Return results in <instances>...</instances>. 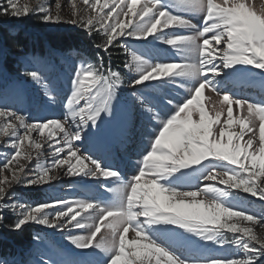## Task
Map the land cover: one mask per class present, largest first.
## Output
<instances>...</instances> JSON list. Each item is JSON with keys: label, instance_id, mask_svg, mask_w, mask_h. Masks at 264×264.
I'll return each instance as SVG.
<instances>
[{"label": "snow or ice", "instance_id": "1", "mask_svg": "<svg viewBox=\"0 0 264 264\" xmlns=\"http://www.w3.org/2000/svg\"><path fill=\"white\" fill-rule=\"evenodd\" d=\"M30 15L45 24L77 25L103 39L93 44L97 62L79 59L67 70L63 119H30L0 106V138L6 141L0 152V212L13 213L10 227L35 223L67 233L70 244L98 256L92 264H260L264 232L257 228L264 230V215L230 201L238 195L233 190L264 201V100L241 98L225 83L242 80L248 66L264 76V11L258 14L249 0H0V17ZM128 40L170 46L179 60H153ZM116 47L129 57L123 68L134 73L130 79L113 69L110 55L107 64L99 55ZM22 75L56 102L57 89L40 68L26 67ZM152 84L174 85L186 96L182 102L161 99L171 106L162 115L150 95L131 92L148 122V136L135 174L125 179L79 144L89 132L105 140L101 125L113 119L121 89ZM206 90L219 97V110L206 107ZM125 127L121 121L115 134L123 136ZM61 175L108 181L112 187H101L112 197L33 204L12 191L17 185H48ZM72 229L87 234L74 235ZM209 244L241 255H204Z\"/></svg>", "mask_w": 264, "mask_h": 264}, {"label": "rangeland", "instance_id": "2", "mask_svg": "<svg viewBox=\"0 0 264 264\" xmlns=\"http://www.w3.org/2000/svg\"><path fill=\"white\" fill-rule=\"evenodd\" d=\"M21 2H23V0H21ZM249 2L251 3V6L254 8V10L258 14L260 12L264 11V0H249ZM66 5H67V9H69V10H67V9L65 10V8H66L65 7L63 10V15H64L65 19H68L71 8H70V5L68 3ZM105 11H107V9ZM0 19H5L2 23V25L0 24V38H2L4 40V45H8L7 40L14 43V45L11 46V49H15V48L19 47V45L17 44V42L19 40L14 38V37H11V34L15 35L16 31L22 27L24 29L30 28L32 30V32L35 34V36L37 35L36 43H38L40 46H41L42 41H41V38L38 36H39V34H42V38H43V36L45 37V41H47L49 47H50V45L57 47L54 43H52L53 41L50 40V36L55 34V32H57V33H59V32H68V33L73 32V33H75L76 32V33H79L81 35H85L87 38H91L93 40V44L100 42L103 39V36L100 33L89 36L85 31L81 30L79 28V26L72 25L70 23H58V24L42 23L36 15H30V16H27V17L22 18V19H15V18H9V17H0ZM193 22L199 23L200 18L194 17ZM150 40H151V38H150ZM152 42H156V41H152ZM127 43H128L130 48H135V46L139 44V42H137L135 40H128ZM1 46L2 45H0L1 51L2 52L6 51V49L2 48ZM166 47L169 48L170 50H172L176 54L175 50L172 49L170 46H166ZM64 51L61 55H56V56H54V54H51V52H49L47 54V56L49 57V59L47 58V61L52 60V65H51L52 67L59 68V69H66V70H68L71 67L72 64H68V66H67L66 63H64L65 54H66ZM97 54H98V50L93 47L91 54L89 52H86L85 60L95 63V62H97V60H96ZM99 55L104 56L105 64H107L109 62V55H110L111 56V64H112L113 69L121 71L122 75H124L126 80L130 79L131 76L133 77L134 73L123 68L124 61H126L129 57L126 53H124V50L122 48L116 47V48L111 49L110 54L101 52V53H99ZM45 59H46L45 57L42 58L41 63L43 64L44 68L47 69L46 64H48V62H45ZM178 60H179V57L177 56V61ZM163 61L164 62H174V61L168 60V59H164ZM248 68H249V74L246 75L245 77H243L242 80L236 79V81L253 82L259 86L264 87V76H261L260 70L251 68V66H248ZM23 71L24 70L22 69L21 73ZM167 85H168L167 88H169L171 91V95L166 97V99L171 98L174 100V102H180V101H182V97L186 96V92L184 89H178L177 87H175L174 85H171V84H167ZM130 93H131L130 89L126 86L125 88L120 90L119 95L115 101L114 117L112 119V120H114V123L111 127V131L113 132L114 135H116L115 130L117 128V125L121 122V119L125 115L126 111H128L125 104L130 103V100L132 99V96ZM204 102L210 108L211 111L213 109L219 110L221 107V105L219 103V97L216 96L215 93L209 92L207 90L205 91ZM170 110H171V106H166V109L161 111V114L162 115H164L166 113L170 114ZM222 119H223V117H222ZM112 120L106 121V122H112ZM193 183H198V181H193ZM72 186L77 187L76 185H72ZM112 186L113 185L110 183L109 187H112ZM244 194L247 195L248 193H244ZM238 195H240V194L238 193ZM111 197H112V194L110 192H108L107 196H103V197L102 196L101 197L95 196L92 200H97V199L98 200H108V199H111ZM56 199H60V198L57 197ZM245 203H247L246 198H245ZM6 216H9V215H6ZM10 217H12L15 220V216H10ZM10 217H5L6 219H4V221H0V244H3L6 247V249H7L6 252H12L13 250H12V245L7 243L4 239L11 237V235H13V234L18 235V237L16 239H13V241H14L13 243L15 244L16 240L18 239L17 240V241H19L18 244H21L19 250L18 251L15 250L14 255H16L18 253H19V255H22L23 251H25V250H23L21 247H23L25 249L27 244H29L28 242L30 240H32V243L29 247L30 249L26 252V254L29 255L30 253H32L31 250L33 247L36 250H38V246L34 245V243H36L37 240L33 239V237L36 236V234L32 229H36V230H39L40 232H42L41 237L43 239H45L46 241H51L54 239L53 236L51 235V233H49V234L45 233V230H44L45 227L40 226V225L26 226L28 228L23 232L20 231L19 234L11 231L13 229L10 227V225L12 224V221H14V220H12ZM103 231L104 230L102 229V232ZM261 232H264V230ZM30 233L32 235V239H30ZM52 234L55 237H57L56 234H54V233H52ZM86 234H87L86 231L81 230V231H78V233H76L75 235H86ZM231 235H228V233H226V238H231ZM37 236H39V234ZM65 237H66V235L64 236V240L61 243L65 244L69 247L77 249L74 245L70 244L66 240ZM28 239H30V240L28 241ZM41 253L48 261H51L52 264H56V258L57 257H56V255H54V253H49L45 249H43L41 251ZM14 255H12V256H14ZM93 256H95V255H93ZM95 257L98 258V256H95Z\"/></svg>", "mask_w": 264, "mask_h": 264}, {"label": "bare ground", "instance_id": "3", "mask_svg": "<svg viewBox=\"0 0 264 264\" xmlns=\"http://www.w3.org/2000/svg\"><path fill=\"white\" fill-rule=\"evenodd\" d=\"M67 4V3H66ZM65 4L64 8L65 10L67 9V5ZM69 6V5H68ZM69 10V9H67ZM70 15V13H69ZM5 19H0V24L2 25L3 21ZM21 32H27V33H32V30L30 28L24 29L23 27L18 29L16 31L15 34L21 33ZM3 39L0 38V45H2ZM2 48H5L6 51L2 52L1 48H0V106H9L13 109L16 110H21L25 113H27L30 117V119H34V118H51V116H42L41 113V109H43L44 107L49 108L48 106H44L42 104V102L40 100H34L31 98V91L33 90L34 92H38V88H35L32 85V81L30 80V82L23 84L20 89L21 92H16L14 91L16 89V87H14L15 84V80L14 77L15 76H9L7 75V71L4 69V62L6 57H15L17 58L13 51L9 50V48L5 47V46H1ZM22 49V48H20ZM74 62V61H73ZM72 62V63H73ZM14 65H16V63H13ZM54 69V68H53ZM58 71V75L60 74L59 71H61V69L57 68ZM134 75V74H133ZM19 77V76H16ZM132 77V76H131ZM21 78L24 80L26 77L24 75H21ZM34 87V88H32ZM256 91H253V93L249 94V98L251 100L254 101H260V100H264V95H261L262 93L264 94V90L261 89V87H253ZM257 90H258V94H257ZM142 91H138V93H141ZM146 95H150L151 97H154V93L151 92L150 94H147L146 92H142ZM171 94V91L168 90L166 91V95ZM47 108L45 111V114H47ZM63 112H65V110L63 109ZM131 114L129 115V117H127V121L126 124L129 127V132H127L126 134H123L124 137H126V142H131L134 138L138 139V141H140V144H143L144 141V135H146L148 133V122L145 118L142 117L141 115V110L139 108V106L135 103V101H133V107L131 110ZM64 114H60V116H55V118H59V119H63ZM34 136H36L37 134H33ZM121 136V137H123ZM86 136H84L85 140ZM140 138V139H139ZM86 142V141H85ZM85 142L82 141L80 142L79 146L83 149H85ZM4 143H6V141H3V138H0V152H4L5 148L2 146ZM139 144V145H140ZM119 149L121 151H125L124 148L119 147ZM7 151H11L10 149H7ZM137 153V152H136ZM125 154H120L116 160H122L126 157L124 156ZM117 164V162H116ZM88 181V178H84V177H69V176H65V175H61L60 178L57 181L52 182L51 184L48 185H44V186H40V187H36V186H32V187H23L21 185H17L14 186L12 191L16 194V197L19 201L21 202H31L33 204L37 203L38 199H31L28 197V194L32 191L35 190H41V189H47L48 190V198L52 199H56L57 197L60 199H73L72 197L75 196V193L79 190L78 186L79 185H84L86 184ZM88 184V183H87ZM72 185H76L77 187H73ZM202 186V185H201ZM220 187H223L222 185H218ZM57 192V193H56ZM92 189L88 190L87 193H91ZM237 193H239L241 195V197H245L247 200V203L245 206L243 207H247L249 209L250 212H255L257 214H262L264 215V201H260L258 197H252L251 194H247L245 195L244 192L242 191H238ZM47 201L45 198H43V202ZM1 215H9V216H14L13 213L11 211H3L1 212ZM29 225H37L35 223H29L26 226ZM24 226V227H26ZM22 227V229L24 228ZM50 229V228H49ZM47 230V229H46ZM51 231H53L55 234H57L58 236L62 235L64 232H60L54 229H50ZM48 230V231H50ZM76 229H72L71 231L73 232ZM15 231H20V230H15ZM83 231V230H82ZM258 232H261L263 230H260L257 228ZM29 244H27V246L25 247V249L23 247H21L23 250L22 255L16 254L15 253H7L1 260H3L5 262V264H41V260H43L40 255H39V250H36L34 247L32 248L31 252L29 255L26 254V252L30 249V245L32 243V240H30L28 242ZM34 245H37V242L34 243ZM20 247L16 248V251L19 250ZM228 255L227 256H237V255H241L240 253H238L234 248L228 247L226 248ZM14 255V256H12ZM41 258V259H40ZM260 264H264V257L261 258L260 260Z\"/></svg>", "mask_w": 264, "mask_h": 264}, {"label": "trees", "instance_id": "4", "mask_svg": "<svg viewBox=\"0 0 264 264\" xmlns=\"http://www.w3.org/2000/svg\"><path fill=\"white\" fill-rule=\"evenodd\" d=\"M20 43H24L25 39L21 37H17ZM50 40H52L57 47L68 49V48H78L84 51L92 53L93 49V40L91 38H87L85 35H81L79 33L73 32H59L50 36ZM9 45H14L11 41L7 40ZM17 235H11V239H16ZM18 240V239H17ZM16 242H19L17 241Z\"/></svg>", "mask_w": 264, "mask_h": 264}, {"label": "crops", "instance_id": "5", "mask_svg": "<svg viewBox=\"0 0 264 264\" xmlns=\"http://www.w3.org/2000/svg\"><path fill=\"white\" fill-rule=\"evenodd\" d=\"M180 102H182V101H180ZM113 123H114V122H113ZM110 133H111V134H113V132H112V131H111Z\"/></svg>", "mask_w": 264, "mask_h": 264}, {"label": "built area", "instance_id": "6", "mask_svg": "<svg viewBox=\"0 0 264 264\" xmlns=\"http://www.w3.org/2000/svg\"><path fill=\"white\" fill-rule=\"evenodd\" d=\"M31 224V223H30Z\"/></svg>", "mask_w": 264, "mask_h": 264}]
</instances>
